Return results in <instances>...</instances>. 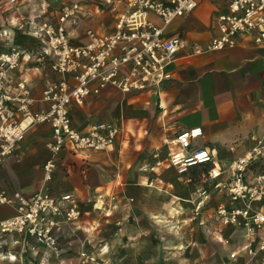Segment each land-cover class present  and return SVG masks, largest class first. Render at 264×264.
Wrapping results in <instances>:
<instances>
[{"label":"crops","instance_id":"0c3cea01","mask_svg":"<svg viewBox=\"0 0 264 264\" xmlns=\"http://www.w3.org/2000/svg\"><path fill=\"white\" fill-rule=\"evenodd\" d=\"M79 1L83 3L82 15L88 12L87 8L92 2L96 7L95 12L107 11L114 19L109 6H99L95 0ZM1 4L19 8L18 0ZM59 5L52 6L51 11L54 10V13L50 15L37 5V12L29 16L28 26L34 27L36 23L54 18ZM226 9L224 0H198L195 10L175 18L166 33L178 34L187 43L204 45L214 34L217 15ZM152 18L160 23L158 18ZM6 20L11 25V18ZM6 20L0 19V52L14 43L41 56L39 60L34 57L29 61L23 60L13 72V77L15 82H25L29 96L33 99L31 108H44L42 90L56 79L50 70L48 57L28 32H22L25 37L23 40L15 24L4 27ZM76 26L67 23L69 38L73 43H84L85 30L91 27L73 32ZM112 29L113 26L108 31L93 30L108 33ZM186 51L181 50L177 59L167 67L169 78L158 94L153 90L126 94L107 85L97 93L90 94L83 104L72 103L69 108L72 125L80 130H86L92 123L102 120H112L119 127H126L128 122L135 124L145 117L153 119L155 124L149 131L146 147L147 151L155 149L150 183H108L109 178L114 176V167L120 164L124 156L121 136L105 151L88 149L76 154L62 152L48 185L54 192H70L74 195L82 209L79 224L76 227L65 226L57 232V252L42 246L31 250L22 248L20 244H10L0 252L15 254L16 257L9 260L0 254V264H160L156 258V242L159 241L156 219L169 211L166 205L171 192L153 182L166 177L165 172H171L175 183L181 182L184 188H189V197L174 196L182 203L179 208L185 207L192 211L198 187H189L188 183L192 182L197 170H201V175L197 173L200 182H203L200 187H208L210 191L204 212L209 214L206 219L210 220L213 229L211 239L225 248L224 256L227 261L230 260L228 254L240 237L233 239V235L227 234L224 241L219 240L217 230L220 226L213 218L212 211L219 203L230 204V200L215 189L214 184L227 176V168L233 159L244 156L257 139L264 137V46H256L245 38L235 47L222 51L192 56H186ZM192 126H201L203 136L193 141L190 150L209 147L214 152V162L193 167L187 175L178 176L167 158L170 152L182 150L170 141L179 131ZM48 135L46 124L27 131L17 149L0 163V189L28 195L43 187L41 166L47 157L45 141ZM65 159L80 161L77 165L67 163L63 170L60 165ZM207 166H210L207 171L216 174V178H211L208 172H202ZM12 214L10 207L0 205V219ZM179 249L181 254L185 253L184 247ZM216 254L220 255V252L215 251L212 257ZM262 256L264 254L253 260L256 262ZM184 258L178 259L179 262L193 264L192 258L196 257L190 260Z\"/></svg>","mask_w":264,"mask_h":264},{"label":"built area","instance_id":"2783aa9c","mask_svg":"<svg viewBox=\"0 0 264 264\" xmlns=\"http://www.w3.org/2000/svg\"><path fill=\"white\" fill-rule=\"evenodd\" d=\"M95 1L99 6L110 7L113 29L101 33L87 28L84 43L71 42L66 28L67 23L77 25L76 18L83 14L79 0L60 4L54 18L29 27L28 34L42 46L56 78L42 90L44 108L32 109L33 99L25 82H15L13 77L23 60H39L41 56L14 43L0 52V163L17 149L30 128L40 124L49 128L45 141L47 157L41 166L43 187L28 195L0 189V205L13 210L11 216L0 219V251L10 244H20L24 249L42 246L57 252V232L65 226L76 227L81 220L82 209L74 195L54 192L48 185L58 157L62 152L105 151L115 144L121 128L112 120L97 121L86 130L74 127L69 109L72 103L83 104L90 94L107 85L126 94L146 90L158 94L169 78L167 67L183 49L187 50L186 56L222 51L245 38L256 46H264V0H224L227 9L217 15L214 34L204 45L187 43L178 34L166 33L175 18L195 10L198 0ZM201 136L202 127L192 126L179 131L170 141L182 150L170 152L167 158L178 176L214 162V152L209 147L190 150L193 141ZM262 158L264 137L257 139L244 156L233 159L227 176L214 184L230 200V204L219 203L212 211L220 226L219 240L224 241L227 234L233 239L240 237L228 254L230 260L243 258L248 263L264 254V167L259 165ZM212 173L208 172L216 178ZM209 198L208 187L197 189L192 212L200 218V224ZM3 255L9 260L16 257L7 252Z\"/></svg>","mask_w":264,"mask_h":264},{"label":"rangeland","instance_id":"374dc122","mask_svg":"<svg viewBox=\"0 0 264 264\" xmlns=\"http://www.w3.org/2000/svg\"><path fill=\"white\" fill-rule=\"evenodd\" d=\"M70 2L72 0H18L19 8H10L6 5H0V19L11 18L12 23L15 28L18 30L19 35L24 40L25 37L22 35V32H28L29 26L27 21L30 14H34L36 11V6L40 5V8L43 7L45 13L48 15L54 13V10L51 11L52 6L62 4L64 2ZM95 4L91 2L90 6L87 8L88 12L85 15H80L76 18V27H72L75 32L83 30L84 27H91L98 31L106 30L108 31L112 28L114 19L111 17L110 13L107 11L98 13L95 12ZM18 17L16 20L15 18ZM2 23V22H1ZM6 26L10 27L8 21H4ZM69 30L71 28L69 27ZM155 124V121L149 117H145L144 120L138 121L135 124L128 122L126 127L121 126V136L120 140L123 141L124 152L120 164L115 168L114 176L109 178V184L117 185H138V184H149L150 177L153 175V155L155 149L152 151H147L148 148V134L151 128ZM147 147V148H146ZM144 153V154H142ZM142 154V155H141ZM80 160L76 159H65V162L60 165L64 170L66 169L67 163L77 165ZM259 165L264 167V160H260ZM59 167V168H60ZM210 169V166L202 169V172L206 173ZM197 173L201 175V170H197L193 174V179L189 184V187H200L199 177ZM164 174V173H160ZM166 177L158 178L156 183L162 185V187L167 188L171 192V198L166 205L167 210L161 216H158L156 219V258L157 263L160 264H183L180 263L178 259L185 257L187 260H190L192 257L193 264H264V256L258 258L256 262L246 260H226L224 256L225 248L220 243L212 241V228L210 220L206 219L209 217L207 212L202 214L204 218L203 224H200V218L195 216L192 211L186 209L185 207L179 208V200L175 197H189V188H184L183 183L174 182V176L171 172H165ZM175 196V197H174ZM204 216V217H203ZM184 247L185 253L181 254L179 248ZM179 249V250H178ZM219 251V254H216L215 257H212L215 251ZM184 258V259H185ZM213 258V259H212ZM221 258V259H220ZM227 261V262H226ZM218 262V263H217Z\"/></svg>","mask_w":264,"mask_h":264}]
</instances>
